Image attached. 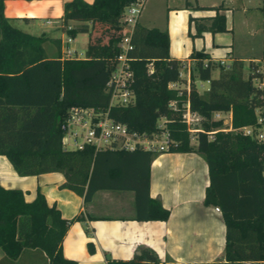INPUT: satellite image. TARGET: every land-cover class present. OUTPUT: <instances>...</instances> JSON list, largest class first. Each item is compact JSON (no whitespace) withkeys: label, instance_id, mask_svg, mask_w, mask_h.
Masks as SVG:
<instances>
[{"label":"trees","instance_id":"trees-1","mask_svg":"<svg viewBox=\"0 0 264 264\" xmlns=\"http://www.w3.org/2000/svg\"><path fill=\"white\" fill-rule=\"evenodd\" d=\"M133 0H68L63 3L61 30L74 36L88 32L83 56L60 59L44 54V35H31L11 23L3 14L0 0V154L18 175L59 171L61 187L68 188L87 202L97 189H129L133 192L137 219H165L168 210L148 195V163L152 152L142 149L94 150L91 145L64 149L60 123L72 105L104 109L108 94L104 82L118 52L122 23L120 15ZM217 10L218 6L213 7ZM25 20V17H22ZM194 20L188 18V22ZM197 31L225 29L223 13L201 18ZM70 21H76L71 24ZM89 22V25H88ZM97 24V33L91 26ZM69 26V27H67ZM53 42L58 49L57 39ZM130 88L132 101L109 107V115L138 132L156 129L159 117L174 140L168 151H195L207 165L208 183L203 202L216 205L224 223L223 258L228 262L254 260L264 264V141L244 134L242 126H258L257 113L264 109L262 91L252 82L259 76L256 63L249 60V71L242 73V62L232 59L218 63V73L210 75L213 62L201 51H192L187 87L169 86L183 81L182 62L168 54L165 30L133 25L130 34ZM150 63V71L147 64ZM207 80L199 92L194 80ZM175 100L177 109L168 106ZM188 102L190 110L202 119L203 131L189 141L180 107ZM215 111H229L231 129H219L220 119H211ZM214 130L210 136L206 131ZM126 152L145 153L140 173L133 172L135 183L121 182L117 159ZM139 165V164H138ZM60 216L54 204H47L39 191L25 201L16 188L0 186V249L8 258L33 248L43 253L46 264H75L61 254L60 242L71 221ZM88 233V230L85 229ZM89 252L91 242L86 243ZM106 264H164L148 247L138 249L127 259L107 258Z\"/></svg>","mask_w":264,"mask_h":264},{"label":"crops","instance_id":"crops-1","mask_svg":"<svg viewBox=\"0 0 264 264\" xmlns=\"http://www.w3.org/2000/svg\"><path fill=\"white\" fill-rule=\"evenodd\" d=\"M65 1L68 0H2V11L12 24L24 32L35 36L44 35L41 46L47 57L57 53L60 56L65 36L60 28ZM230 1L231 6L222 1L208 3L199 0H182L173 6L165 4L163 22L147 24L137 19V23L166 31L168 54L183 63L187 81L194 60L190 56L192 51L205 53L203 61L209 60L216 64L218 60H222L224 65L232 59L241 60L242 73L246 76L249 60L254 61L258 69H264V63L261 62L263 45L258 59L250 54V50L237 52L233 47L223 48L227 44L221 42L220 36L224 34L223 31L234 30L232 20H228V14L230 16L234 10L241 12L248 35L259 30L264 44V0H256L254 5L248 4L250 0ZM216 6L217 10L213 8ZM144 8L148 9L147 3ZM215 12L223 13L225 29L222 32H198L196 23L201 22L203 17H211ZM189 17L194 20L188 22ZM71 38L75 40V35ZM53 39H57L58 49ZM228 45L231 46L230 43ZM72 47L76 50L74 45ZM211 71L212 68V76ZM202 81L206 83V88L207 82ZM222 112L227 114L224 119L226 125L220 128L231 129L229 111H215L212 115L214 119H219ZM145 158L146 154L139 152H126L118 157L116 165L121 171L122 183H135L131 176L133 172H141ZM62 181L63 175L59 171L18 175L7 158L0 154V186L19 189L25 201L32 200L39 191L46 203L54 204L63 218L82 214L81 220L68 224L60 242L62 256L73 259L75 264H106L107 258L127 259L142 247L151 248L164 264H258L254 260L228 262L223 258L224 223L220 210L215 209L216 205L203 202L204 188L208 183L207 165L204 157L195 151L152 152L148 163V195L168 210L163 220L137 219L132 190L97 189L84 202L80 195L61 187ZM88 241L93 246L91 252L86 248ZM0 264L46 262L43 253L33 248L23 250L15 258L5 257L0 249Z\"/></svg>","mask_w":264,"mask_h":264},{"label":"built area","instance_id":"built-area-1","mask_svg":"<svg viewBox=\"0 0 264 264\" xmlns=\"http://www.w3.org/2000/svg\"><path fill=\"white\" fill-rule=\"evenodd\" d=\"M144 0H133L124 6L120 21L122 23L121 37L118 42V52L114 57L112 68L104 82L103 89L108 94V103L104 109L91 106L72 105L68 108L64 119L60 123V142L64 149L81 148L83 145H91L94 150L102 149H142L151 152L166 151L174 140L170 137L165 127L166 119L159 117L156 122V129L146 133L130 129L125 122L117 121L109 115V107L113 105H125L132 101L130 83L132 81V70L130 68V56L128 51L132 45L130 34L133 25L137 22ZM69 27V26H67ZM72 38L65 33L60 48V59L79 58L81 55L70 44ZM261 62L264 63V44L262 49ZM205 63V61H204ZM223 64L222 60H218ZM150 71V63L147 64ZM260 75L252 77V82L262 91L264 98V69ZM207 82V80H205ZM176 87L177 85H169ZM168 106L177 109L175 100H170ZM180 121L185 124L189 139L193 138L192 133L203 131L200 126L202 117L188 107L185 100L180 107ZM256 123L258 126L245 125L241 127L244 134L253 136L257 141H264V109L257 113ZM221 129V128H219ZM224 130V129H222ZM214 130L206 131L210 133ZM264 180V169L262 171ZM216 210H219L215 206Z\"/></svg>","mask_w":264,"mask_h":264},{"label":"rangeland","instance_id":"rangeland-1","mask_svg":"<svg viewBox=\"0 0 264 264\" xmlns=\"http://www.w3.org/2000/svg\"><path fill=\"white\" fill-rule=\"evenodd\" d=\"M145 1V3H144ZM143 1V8H141V14L139 13L138 19L140 22H146L147 24H159L163 22L164 20V12H165V4H168L169 6L173 5H178L182 2V0H144ZM201 2H214L218 3L220 1L223 2V4L231 6V1L230 0H199ZM148 5V9L146 10L144 7L145 5ZM256 3V0H250L248 3L249 5H254ZM145 9V10H144ZM205 9V8H203ZM242 14L241 12L234 11L231 13L229 16L228 14V20H232V23L234 24V30L232 29L230 32L229 31H223L224 34H221L220 38L221 42H224L227 44V46H223V48H232L233 50L237 52H249L254 56V58L260 59L261 57V49L263 45V39L262 35L259 30H256L254 34L248 35V30H245L244 24L242 23ZM145 18V20L143 19ZM257 18V17H256ZM259 19V18H258ZM89 25V22H88ZM260 26V25H259ZM97 24H93L91 26V30L97 33L98 31ZM222 32V31H221ZM245 33V34H244ZM92 34V33H90ZM88 32H77L75 34V40L71 41V45L76 47V50L79 51L80 55L83 56V50L85 43L87 39L89 38L90 35ZM231 35V39L230 36ZM65 37V36H64ZM228 43L231 44V46L228 45ZM48 53L46 49V54ZM238 54V53H237ZM212 71L211 74L212 76H215L216 73H218V67L219 65L214 63L212 64ZM223 65V64H221ZM244 75V74H243ZM180 76L182 77L183 81L181 82H173L170 83L169 85H178L179 87L181 86H186L187 85V78H186V70L185 67L182 64V67L180 69ZM201 81V82H200ZM195 87L199 92H202L203 89L206 86V83L202 80H194ZM213 114V113H212ZM211 114V119H214L213 115ZM227 114L225 112H222L221 117L219 118L221 123L220 126L226 125L224 123V119H226ZM193 138H190L189 141L190 143L194 144L195 143V133H192Z\"/></svg>","mask_w":264,"mask_h":264}]
</instances>
